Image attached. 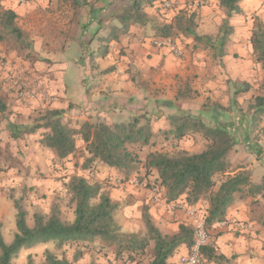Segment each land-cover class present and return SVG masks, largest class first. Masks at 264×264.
<instances>
[{"label":"crops","instance_id":"crops-1","mask_svg":"<svg viewBox=\"0 0 264 264\" xmlns=\"http://www.w3.org/2000/svg\"><path fill=\"white\" fill-rule=\"evenodd\" d=\"M133 1L88 0V4L77 9L84 11V16L79 17L78 30L75 27L77 22H73L72 26L68 25V32L70 31L68 49L62 55L69 51L82 52L89 49L90 55L96 56L94 62L85 55L75 57L71 62H65V57L51 63L39 60L24 62L32 72L40 76L54 96V101L47 109L61 110L64 121L69 125L83 121L115 123L129 121L134 116L144 115L150 118L152 115V129L159 134L172 128L171 116L192 113L206 120L208 119L206 110L217 103L223 107L221 122L231 123L237 139L236 146L228 155L232 170L230 173L248 170L254 184L257 175L262 180L264 136L260 134L258 137L254 134L256 126L252 120L255 109L249 110L248 107L243 110V114L238 112L241 107L244 108L246 102L249 103V100L256 96L257 92L256 88H253L254 73L251 71L253 60L248 46L243 48V44L235 43L234 39V35L242 31V27L236 25L235 21L243 14L244 9L242 8V13H234L229 17L233 24V32L228 39L234 44L228 48V43L222 44L220 33L227 11L220 5L219 0H208L205 6L195 10L198 23L196 32L202 40L177 32L168 37L183 50L182 56H176L168 46L158 47L152 44L151 39L163 37L156 34V28L172 23L177 12H181L178 10L184 7L162 13L163 7L160 6L162 0H143L141 11L145 17L138 21L127 20V23H124L121 18ZM194 1L185 9L194 11L192 6ZM5 2L8 3L3 0V4ZM74 12L73 9L70 20ZM75 32L79 35L74 36ZM203 36L218 37L219 43L216 41L210 43L213 52L210 46L203 47L198 43L203 41V38L208 40V37ZM104 44L109 46L105 48L106 50L102 48ZM100 50L102 52H99ZM250 50L252 52L251 47ZM3 53L6 55L5 51ZM232 82L237 83V86L240 85L239 82H248L250 87L235 95ZM260 83H263V73ZM2 92L4 96L0 97L8 105L4 114L12 115L9 124L16 125L19 131L32 121L19 123L18 115L33 120L30 119V115H41L46 111V108L41 109L45 107L42 102L34 107L24 105L17 100L14 93H10L11 99H7L5 86L2 87ZM157 120L162 122L157 123ZM44 132L45 129L40 128L35 132L20 134L23 138H35L38 146L43 149L47 148L40 143ZM171 134L168 133L167 136ZM186 138L194 137L190 135L176 140L180 144L179 148L191 151L198 147H190L189 143L184 141ZM113 171L118 172L115 169ZM162 193L165 195L164 189ZM260 198L264 199L263 194H250L247 189L236 193L235 202L228 210L227 223H217L209 229L211 234L209 245L213 249L210 254H205L208 264H264V215L260 213L262 204L255 202ZM173 204L176 205L172 207ZM146 205L149 207L153 222L164 233H176L182 223L194 225V218L187 215L184 210L185 206H189L184 200L172 204L156 203L149 192ZM178 206L183 208L177 210ZM235 222L240 225L235 226ZM189 248L185 244L180 245L169 258L168 264H177L180 256L186 254Z\"/></svg>","mask_w":264,"mask_h":264},{"label":"trees","instance_id":"trees-1","mask_svg":"<svg viewBox=\"0 0 264 264\" xmlns=\"http://www.w3.org/2000/svg\"><path fill=\"white\" fill-rule=\"evenodd\" d=\"M77 10L88 4V0H69ZM143 0H134L122 16L127 20L138 21L145 17L141 8ZM151 1V0H150ZM243 0H219L227 11V17L220 27L221 42L225 44L233 32L229 17L243 12L240 3ZM18 14L13 8H6L0 0V40L14 39L20 44L29 45V34L17 21ZM196 11L186 10L176 14L174 21L156 28V34L170 37L174 32L202 37L196 32L198 23ZM250 47L261 63L264 88V22L257 16L252 29ZM106 48V47H105ZM107 49V48H106ZM105 49V50H106ZM248 88V85H247ZM8 105L0 97V113L7 111ZM213 114H207L209 122L192 113H178L170 117L172 128L165 131L172 133L176 140H181L193 133H200L205 140V147L199 152L183 148L172 151L151 150L144 160L130 147L155 145L156 132L152 129L150 118L144 115L134 116L129 121L108 123L98 121L79 122L69 125L64 121L61 110L46 109L32 126L22 127L25 132H35L43 128L45 132L40 143L56 152L66 160L75 155L81 141L85 145L84 169H90L98 162L110 168L123 171L128 177L133 170L142 165L146 175L155 174V182L165 190V199L169 202L184 200L189 205H197L206 199L205 210L207 228L227 219L228 210L235 202V195L245 189L250 194H263L264 178L254 184L248 170L231 174L228 159L229 152L236 146L237 139L231 123H222L223 107L214 103L209 106ZM254 110L253 122L264 116V95H257L249 110ZM214 123V124H213ZM15 134L16 125L10 123ZM22 130V129H21ZM22 131V132H23ZM66 205L73 208L74 219L67 220L61 210L62 202L57 200L48 216L42 212L34 214V224L27 221L28 210L22 198L16 199V233L8 243L0 228V264H13L14 258L22 249L31 248L41 243L57 242L59 245L77 243L82 246L95 245L100 250L113 249L115 259H126L131 264H168L178 247L182 244L190 247L194 238V227L182 223L174 234H167L153 222L147 205L143 208V222L146 234L125 233L115 217L118 204L111 200L99 182H91L82 175H73L64 185ZM212 246L204 248L210 254ZM148 256L146 262L143 257ZM28 264H35L32 255ZM41 264H73L65 258H59L51 251H46V259Z\"/></svg>","mask_w":264,"mask_h":264},{"label":"rangeland","instance_id":"rangeland-1","mask_svg":"<svg viewBox=\"0 0 264 264\" xmlns=\"http://www.w3.org/2000/svg\"><path fill=\"white\" fill-rule=\"evenodd\" d=\"M5 1L8 3L6 4L5 2V4H3L4 7H14L13 9L18 14L17 21L19 25L27 31L29 40L31 41L29 45H26L20 44L14 39L9 38L0 40V48L2 51H5L7 57L14 63L26 65L24 62L30 63L38 60L44 62L49 61L51 63L53 61L58 62L64 59V57L65 62H71L73 58L81 57V55H85L93 62L95 61L96 56L93 55L92 57L89 49H84L82 52L69 51L66 52L65 55H62L66 49H68V37L70 35V31L68 32L67 28L68 25L72 26L74 24L73 22H77V24L75 23V27L76 30H78V26L80 25L79 17L82 18L84 16V11H76L71 6L69 0ZM163 1L164 0L160 3L161 7ZM172 1H176V3L178 1V5H176L179 8L184 7L178 11H186L185 8L193 0ZM240 4L244 12L237 18L238 20L235 21V24L240 25L242 31L234 35L235 43L243 44V48L248 46L253 60L251 67L252 74L254 73L252 75L254 79L253 88H256V96L264 95V88L260 83L263 69L253 50L252 52L250 50V38L255 24V18L259 16L264 22V0H243ZM73 9L75 12L70 20V13ZM170 10L175 9L162 8L161 12L167 13ZM230 23L233 25L231 20ZM78 35L79 34L75 32L74 36ZM203 37H208V40H204L203 38V41H199L198 43L203 47L206 45L210 46V50L213 52L211 44L216 42L219 43L218 37ZM229 39L226 41V43H228V48L230 45L234 44V42ZM105 47L108 48L109 46L104 44L102 48L105 49ZM99 52H102V50ZM238 55L239 53H237V56ZM239 83L240 85L238 86L237 83L234 82L231 84L235 95L239 94V92L248 90L247 85L250 87L248 82ZM3 86H5V84L0 77V96L3 95ZM10 93H12V91L9 90L5 93L7 99H11V97H9ZM254 98L255 96L253 99L249 100V103L246 102L244 108L241 107L238 112L243 114V110L254 103ZM41 104L43 105V103ZM44 106V108H41L42 110L48 108V105L44 104ZM206 111L207 114H211L212 116V109L209 108ZM238 112H236V115ZM39 116L40 114H36V116L30 115V119L33 120H29L26 117H22V115H18L17 121L19 123L32 121V123L28 125L32 126L36 123L35 120ZM5 117H7V119H5ZM11 117L12 115L10 113L0 114V228L8 243L13 240L17 230V210L14 206L16 199L22 198L28 210L27 221L32 225L34 224V214L36 212H42L48 216L52 205L57 200H61L63 203L61 207L63 216L67 220H73V208L66 205L65 197L67 195L64 185L71 176L77 174L85 176L91 182L101 183L103 190L109 194L111 200L118 204L119 207L115 213V217L121 225L123 232L139 233L142 236L146 234L147 230L143 222V208L146 205L148 193L151 192L154 185L160 188L162 202L165 203L166 201L162 193V188L155 182V174L146 175V171L142 165L136 167L128 177L123 171L118 170V172H114L113 169L98 162L94 163L92 168L84 169L82 165L85 162L86 154L81 141H78L79 148L76 154L71 156V158L69 157L66 160H62L56 155L54 150L40 148L37 144V140H34L35 138L25 136V138H23L20 134L23 128H21L22 130L20 131L13 128V130L16 131L14 134L9 124ZM227 119L231 120L230 117H227ZM150 120H153L152 115H150ZM206 120L209 121L207 118ZM156 122L161 123L162 120H157ZM253 123L256 126L254 128V134L258 137L260 134L264 136V116H261L257 122L254 121ZM24 131L22 134L25 133ZM191 135L194 137L193 139L186 138L184 140L185 143H189L188 145L192 148L198 146L196 149L191 150V152L203 150L205 147L204 138H201V135ZM153 140L155 141L154 146L149 145L144 148L131 146L130 148L134 150V152H137L142 160H144L151 150L172 151L180 146L179 142L176 141L172 134L166 137L164 133L161 132L156 134ZM254 155L257 156L255 153ZM133 177L138 179V184L131 182V178ZM261 181V177L257 175L254 181L255 184L258 182L261 183ZM255 202L262 204V206H260V213L264 215V199L260 198ZM194 206L205 215L208 201L202 199ZM176 208L177 210H181L180 206ZM48 250L57 257L65 258L73 264H131L130 262H125L126 259H115V253L112 248L100 250L99 247L95 245L82 246L77 243L59 245L57 242L41 243L31 248L22 249L18 256L14 258L13 264H28L30 255H32L35 264H41L45 261L46 251ZM148 257L149 255L143 257L144 262L147 261Z\"/></svg>","mask_w":264,"mask_h":264},{"label":"built area","instance_id":"built-area-1","mask_svg":"<svg viewBox=\"0 0 264 264\" xmlns=\"http://www.w3.org/2000/svg\"><path fill=\"white\" fill-rule=\"evenodd\" d=\"M25 2V0H19ZM208 0H195L192 6L195 10L207 4ZM178 1L164 0L162 7L164 9H178ZM152 44L163 47L168 46L176 56H182L183 50L180 46L174 43L168 37H155L151 39ZM0 77L4 81L7 90L12 91L20 102L24 105L35 106L42 102L45 105H50L54 101V96L49 92L44 85L39 75L32 72L26 65L22 63H14L10 60L0 48ZM131 182L138 184L136 177L131 178ZM152 199L156 203L162 202V194L160 188L154 185L151 189ZM165 203H168L165 201ZM174 202H169L172 204ZM176 204H173L174 207ZM181 209L183 208L180 206ZM187 215L194 218V238L189 251L180 256L177 264H208L204 248L211 242V234L207 228L206 215L195 206L187 205L184 207ZM221 223L226 224L227 220ZM239 226L238 222L234 223Z\"/></svg>","mask_w":264,"mask_h":264}]
</instances>
